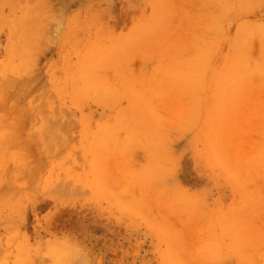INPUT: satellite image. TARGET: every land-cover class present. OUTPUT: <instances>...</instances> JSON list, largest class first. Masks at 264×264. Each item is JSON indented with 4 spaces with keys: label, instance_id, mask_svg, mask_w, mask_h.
Returning <instances> with one entry per match:
<instances>
[{
    "label": "rangeland",
    "instance_id": "rangeland-1",
    "mask_svg": "<svg viewBox=\"0 0 264 264\" xmlns=\"http://www.w3.org/2000/svg\"><path fill=\"white\" fill-rule=\"evenodd\" d=\"M22 1L0 0V264H264V0Z\"/></svg>",
    "mask_w": 264,
    "mask_h": 264
},
{
    "label": "bare ground",
    "instance_id": "bare-ground-1",
    "mask_svg": "<svg viewBox=\"0 0 264 264\" xmlns=\"http://www.w3.org/2000/svg\"><path fill=\"white\" fill-rule=\"evenodd\" d=\"M23 1H24V0H23ZM23 1H22V2H23ZM27 1H28V0H27ZM39 1H40V0H39ZM39 1L37 0V2H39ZM41 1H44V0H41ZM46 1H47V0H46ZM163 1H164V0H163ZM247 1H249V0H247ZM2 2H3V1H2ZM2 2H0V3H2ZM35 2H36V1H35ZM35 2H34V3H35ZM238 2H239V1H238ZM249 2H250V1H249ZM249 2H248V3H249ZM15 3H16V2H15ZM18 3H20V2H18ZM18 3H17V4H18ZM28 3H29V2H28ZM34 3H33V4H34ZM40 3H41V2H39V5H40ZM42 3H43V2H42ZM42 3H41V5H42ZM44 3H45V2H44ZM44 3H43V4H44ZM220 3H221V2H220ZM226 3H227V2H226ZM229 3H230V1H229ZM233 3H236V4H237V1H236V2H233ZM2 4H3V3H2ZM13 4H14V3H13ZM24 4H25V3H24ZM37 4H38V3H37ZM37 4H35V5L39 8V5H37ZM163 4H164V3H163ZM221 4L223 5V3H221ZM231 4H232V3H231ZM240 4H244V2H243V3H240ZM18 5H21V4H18ZM18 5H17V6L15 5V6L17 7V9H19V8H18ZM35 5H33V6L36 7ZM41 5H40V7H42ZM216 5H217V4H216ZM218 5H219V4H218ZM218 5H217V6H218ZM222 5H221V7H222ZM229 5H230V4H229ZM232 5H234V4H232ZM245 5H246V3H245ZM44 6H45V5H44ZM59 6H60V5H59ZM59 6H58V9L61 7V6H60V7H59ZM153 6H154V4H153ZM212 6H213V5H212ZM212 6H211V8H212ZM243 6H244V5H243ZM24 7H25V6H23V10L26 9V13H27L28 7H27V8H24ZM49 7H50V6H49ZM176 7H177V6H176ZM245 7H246V6H244V8H245ZM248 7H250V5H249ZM14 8H15V7H14ZM20 8H22V6H20ZM31 8H32V5L29 7V9H31ZM43 8H44V7H43ZM46 8H47V7H46ZM46 8H44V9H46ZM154 8H156V5L154 6ZM174 8H175V7H174ZM213 8H214V6H213ZM233 8H234V6L232 7V9H233ZM235 8H236V6H235ZM0 9L2 10L3 8H0ZM39 9H40V8H39ZM60 9H63V8H60ZM171 9H173V8H171ZM175 9L177 10L176 12H178V9H177V8H175ZM175 9H174V10H175ZM215 9H216V8H215ZM230 9H231V8H230ZM237 9H238V8H237ZM41 10H42V9H41ZM156 10H157V8H156ZM220 10H222V9H220ZM233 10H234V9H233ZM233 10H232V11H233ZM238 10H239V9H238ZM21 11H22V10H21ZM30 11H32V10H30ZM36 11H38V10L36 9V10L33 11V12L35 13ZM157 11H158V10H157ZM157 11H155V12H154L155 15H154V14H153V15H154V17L157 18V16H158V18H159V14L156 15V12H157ZM172 11H173V10H172ZM216 11H217V10H216ZM226 11H228V10H226ZM239 11H240V10H239ZM0 12H1V11H0ZM23 12H24V11H23ZM52 12H53V11H51V13H52ZM158 12H159V11H158ZM219 12H220V11L218 10V13H219ZM222 12H223V11H222ZM234 12H235V11H234ZM234 12H233V13H234ZM38 13L40 14V13H42V11H40V12L38 11ZM44 13H45V11H44ZM218 13H217V14H218ZM227 13H228V12H227ZM231 13H232V12H231ZM27 14L29 15V18H30L29 11H28ZM31 14H33V13H31ZM35 14H36V13H35ZM62 14H63V13H62ZM221 14H222V13H221ZM224 14H225V13H224ZM47 15H48V14H47ZM176 15H177V14H176ZM226 15H228V14H226ZM226 15L224 16V18L222 17V18H223L222 20L225 19ZM241 15H242V14H241ZM24 16H25V15H23V17H24ZM40 16L42 17L43 15H40ZM40 16L38 17V19L40 18L41 21L37 20V23H38V24H39L40 22H42V18H43V19L46 18V17H42V18H41ZM45 16H46V15H45ZM174 16H175V14H174ZM25 17H26V16H25ZM154 17H153V18H154ZM228 17H229V16H228ZM228 17H227V19H228ZM49 18H50V17H49ZM53 18H54V16H53ZM53 18H52V19H53ZM158 18H157V19H158ZM34 19H35V18H34ZM28 20H29V19H28ZM35 20H36V19H35ZM35 20L31 19V22H33V21H35ZM50 20H51V19H50ZM151 20L153 21V19H151ZM154 20H155V19H154ZM164 20H165V22L168 21V20H166V19H164ZM175 20H176V19H175ZM220 21H221V20H220ZM46 22H47V21H46ZM52 22L54 23V20H53ZM163 22H164V21H162V23H163ZM248 22H249V21H248ZM248 22H246V23L248 24ZM34 23H36V22H33L32 24L29 22V25H30V24H31V25H30L29 27H26V26H28V23H26V25H24L23 23L20 22V27H21V31H22V30H23V31H26V30H27L26 32H23V31H22V32H23L22 34L25 35V34L28 32L26 35L28 36V39L30 40V44L34 42V43H35L34 46L36 47V44H37V43L35 42V39H36V37H40V36H38V35H41V33L38 31L37 28H36V29H33V28H35V26H34L32 29H29V28L32 27V25H34ZM42 23H45V22H42ZM42 23H40V24H42ZM53 23H52V24H53ZM15 24L17 25V23H15ZM22 24H23V25H22ZM38 24H37V25H38ZM54 24H55V23H54ZM260 24H263V23H260ZM260 24H259V25H260ZM18 25H19V24H18ZM21 25H22V26H21ZM37 25H36V27H37ZM42 25H43V27H44V24H42ZM166 25H167V24H165V25H161V24H160V27L163 26V27H162L163 29H161L159 26H158V28H160V31H161V30H165L164 27H166ZM24 26H25V27H24ZM47 26H48V25H47ZM221 26H222V25H221ZM240 26H241V25H240ZM20 27H18V29H19ZM23 27H24V28H23ZM39 27H40V26H39ZM142 27H143V25H142ZM146 27H147V25H146V26L144 25V28H146ZM243 27H245V29H246V27L249 28L250 25H246V26H245V24H244ZM258 27H259V29H260V26H258ZM41 28H42V27H41ZM45 28H46V27H45ZM45 28H44V29H45ZM49 28H50V27H49ZM138 28H139V27H138ZM154 28H155V27H153V29H154ZM156 28H157V27H156ZM220 28H221V27H220ZM240 28H241V27H240ZM139 29L141 30V28H139ZM153 29H152V30H153ZM215 29H216V28H215ZM218 29H219V28H218ZM241 29H242V28H241ZM245 29L243 28V31L241 32L242 34H245V33H246V32L244 33V30H245ZM136 30H137V29H136ZM156 30H157V29L153 30V32L155 33ZM219 30H220V29H219ZM239 30H240V29H239ZM17 31H18V30H17ZM17 31H16V33H18L20 30H19L18 32H17ZM21 31H20V32H21ZM131 31H132V30H131ZM134 31H135V30H134ZM134 31H133V32H134ZM137 31H138V30H137ZM157 31H159V30H157ZM257 31H258V30H257ZM13 32H14V30H13ZM38 32H39V33H38ZM46 32H47V30H46ZM133 32H132V33H133ZM248 32H249V31H248ZM248 32L246 33L247 36H248ZM259 32H262V31L259 30ZM14 33H15V32H14ZM44 33H45V31H44ZM47 33H48V32H47ZM162 33L164 34L163 31H162ZM162 33H161V32H160V33L157 32V33H156V36H157L158 34L161 35ZM20 34H21V33H19L18 36L21 37V40H22V38H26V39H23V40H26V43H27L28 45H30V44L28 43L29 41H28V39H27V36H24V35L21 36L22 34H21V35H20ZM134 34H135V32H134ZM163 34L161 35L162 37H163ZM246 34H245V35H246ZM263 34H264V33H263ZM263 34H262V35H263ZM15 35H16V34H15ZM44 35H46V33L43 34V36H44ZM160 35H159V36H160ZM257 35H258V34H257ZM33 36L35 37V39H34ZM127 36H128V34H127ZM136 36H137V35H136ZM161 36H160V39H161ZM239 36H240V31H239ZM263 36H264V35H263ZM47 37H48V36H46V38H47ZM120 37H121V36H120ZM124 37H125V36H122V38H124ZM129 37H131V36L129 35ZM134 37H135V36H134ZM134 37H133V38H134ZM240 37H242V36H240ZM255 37H256V35H255ZM257 37H258V36H257ZM40 38H41V37H40ZM40 38H38V39H40ZM42 38H43V37H42ZM118 38H119V37H118ZM118 38H116V39H118ZM122 38H121V39H118V40H122ZM125 38H126V39H125ZM125 38H124V42H125V40H126L127 42H129L128 40L131 39V38H128V39H127V37H125ZM133 38H132V40H133ZM259 38H260V37H259ZM48 39H49V38H48ZM114 39H115V38H114ZM114 39H113V40H114ZM116 39H115V40H116ZM155 39H156V37H155ZM160 39H159V40H160ZM207 39H208V38H207ZM246 39H247V38H246ZM21 40L19 39L18 41H21ZM23 40H22V41H23ZM43 40L46 41L45 39H43ZM111 40H112V39H111ZM157 40H158V39H157ZM159 40H158V42H159ZM263 40H264V39H263ZM13 41H14V40H13ZM130 41H131V40H130ZM155 41H156V40H155ZM237 41H238V40H237ZM14 42H16V44H14V48H16V47H17L16 45H18V44H17V41H14ZM124 42H123V44H121L120 42H117L116 45L118 44L117 46H122V45H124V44L126 43V42H125V43H124ZM156 42H157V41H156ZM205 42H207V41H205ZM215 42H216V41H214L213 44H214ZM111 43H112V41H111ZM170 43H172V42H170ZM238 43H239V42H238ZM112 44H114V43H112ZM119 44H120V45H119ZM159 44H160V43H159ZM205 44H206V43H204L203 46H206ZM215 44H216V43H215ZM239 44H240V43H239ZM28 45H27V46H28ZM241 45H243V44H241ZM246 45H247V44H246ZM246 45H245L244 50L246 51V53H248V52H247L248 49H246V47H247ZM24 46H25V44H24ZM31 46H32V45H31ZM39 46H40V45H39ZM234 46L236 47V44H235V45L233 44V48H232V49L235 50L236 48H234ZM18 47H19V46H18ZM32 47H33V46H32ZM32 47H29V48H32ZM214 47H215V46H213V48H214ZM14 48H13V51H12L13 54H14V52H15V51H14ZM19 48H20V47H19ZM24 48H25V47H24ZM24 48H21V49L25 50L27 47H26L25 49H24ZM116 48H117V47H116ZM116 48H115V49H116ZM120 48H121V47H119V49H120ZM213 48H211V49H213ZM230 48H231V47H230ZM240 48H241V47H240ZM21 49L18 50V48H16V50H18V52H17V51H16V52H17L18 54H22V55H23V53L25 52V53H24V57H25V56H29L28 54L25 55V54L27 53V49H26L25 51H22ZM34 49H35V48H34ZM37 49H39V48H37ZM106 49H107V50H106ZM119 49H118V50H119ZM204 49H205V47L203 48V50H204ZM207 49H210V48H209V45H207V47H206L205 50H207ZM241 49H243V48H241ZM241 49L238 51V53L241 52L240 55L243 56V55L245 54V51H244V50H241ZM4 50H5V49H4ZM30 50H31V51H30ZM30 50H29V51L32 52V49H30ZM109 50H110V48H109ZM109 50H108V48H105V50L103 49V53H105V54L108 55V56H106V57L103 56L102 58H101V57H97V58L100 60L99 62H98L97 58H96V59L94 58V59H92L93 61H95L94 63H95V64H97V62H98L99 64H100V63H106L107 65H109V63L112 64V63H114V61L116 62V58L119 59L118 56H119L120 59H121V52H117V51H116L117 49H116L115 51H116L117 53H119L120 55H117V54L115 55V54H114V55H111V56H110L109 53H110L111 50H110V51H109ZM19 51H21V52H23V53H21V52H19ZM35 51H36V50H35ZM37 51H38V50H37ZM104 51H105V52H104ZM112 51H113V50H112ZM208 51H209V50H207V53L211 52L212 50L209 51V52H208ZM107 52H108V53H107ZM204 52H206V51H204ZM204 52H203V53H204ZM4 53H5V52H4ZM17 53H15V54L17 55ZM28 53H29V52H28ZM103 53H102V54H103ZM207 53H205V56L207 55ZM238 53L236 54L237 56L239 55ZM15 54H14V55H15ZM240 55H239V56H240ZM30 56H32V55H30ZM33 56H34V53H33ZM168 56H170V55L168 54ZM239 56H238V58H239V60H241ZM246 56H247V55H245V57H246ZM9 57H10V56H9ZM94 57H96V56H94ZM104 57H105V58H104ZM112 57H113V59H112ZM115 57H116V58H115ZM245 57L243 56V58H245ZM100 58H101V59H100ZM241 58H242V57H241ZM28 59H30V57H29V58L26 57L25 60H28ZM31 59H32V58H31ZM81 59H82V58H81ZM106 59H107V60H106ZM108 59L111 60V61L113 60V61H112V62H111V61L109 62ZM114 59H115V60H114ZM96 60H97V61H96ZM166 60H167V59H165V61H166ZM245 60H246V59H243V61H245ZM30 61H31V60H30ZM167 61H168V60H167ZM172 61H173V58H172ZM174 61H175V60H174ZM174 61H173V62H174ZM241 61H242V60H241ZM28 62H29V61H27V63H28ZM32 62H34V60H32ZM108 62H109V63H108ZM159 62H160V61H159ZM161 62H162V61H161ZM161 62H160V63H161ZM94 63L91 62L90 64H92V65H88L87 67H86V66H83V68L81 69V72L78 73V75H80V76H78L77 74H76L77 76H75V80H76V81H78V79L80 80L79 77H81V78H83V79L85 80V82H84V80H82V81H83L82 83H80V82H77V83H76V85L80 83V87H81V89L84 90V91H85V88L88 90L89 88H87V87L92 86V84H93L94 82H95L94 84H98L97 81H98L99 79H95V78H101L100 76H104L105 73H106V72H105L106 70H105V68H104V67H106V64H105V66L102 65V64H101L102 66L97 64V66L100 67V68H98L97 66H94ZM157 63H158V62H157ZM162 63H163V62H162ZM165 63H166V62H165ZM168 63H169V62H168ZM170 63H171V61H170ZM29 64H30V63H29ZM160 65H162V64H160ZM163 66H164V64H163ZM167 66H168V65H167ZM167 66H166V67H167ZM84 67L86 68V70L84 69ZM96 67H97V68H96ZM101 67H102V68H101ZM161 67H162V66H161ZM83 69H84V70H83ZM101 69H102V71H101ZM165 69H167V68H165ZM15 70H16V73H17V72H18L17 69H15ZM15 70H13V71L15 72ZM97 70H98V71H97ZM167 70H170V69L168 68ZM37 71H38V70H37ZM103 72H104V73H103ZM168 72H169V71H168ZM172 72H173V71H172ZM83 73H84V74H83ZM92 73H93V74H92ZM95 73H98V76H97V74H96V76H93ZM99 73H100V75H99ZM101 73H102V75H101ZM149 73H150V72H149ZM159 73H160V72H159ZM14 74H15V73H14ZM81 74H83V76H85V75H86V76H85V77H82ZM107 74H108V73H107ZM117 74H118V73H117ZM120 74H121V73H120ZM35 75H36V74H35ZM156 75H157V74H156ZM171 75H174V73H173V74L171 73ZM118 76H119V75H118ZM148 76H150V75H148ZM148 76H147V77H148ZM154 76H155V75H154ZM90 77H91L92 79H90ZM14 78H15V77H14ZM76 78H78V79H76ZM87 78H88V80H87ZM114 78H117V76L114 77ZM114 78H113V79H114ZM121 78H122V77H121ZM158 79H159V78H158ZM160 79H161V77H160ZM160 79H159V80H160ZM12 80H14V79H11V81H12ZM17 80H18V79L14 80V85H16V86H17V84L19 83V82L17 83ZM21 80H24V79H21ZM75 80L72 79V83H73V81H74V83H75V82H76ZM147 80H149V79H147ZM154 80H155V79H154ZM2 81H3V79H2ZM15 81H16V82H15ZM88 81H89V83H88ZM112 81H113V80H112ZM114 81H116V80H114ZM12 82H13V81H12ZM98 82L100 83L101 81H98ZM117 82H118V80H117ZM120 82H121V80H120ZM154 82H155V81H154ZM162 82H163V81H162ZM5 83H6V82H5ZM16 83H17V84H16ZM90 83H91V84H90ZM156 83H157V82H156ZM2 84H4V83H2ZM2 84H0V85L2 86ZM12 84H13V83H12ZM28 84H29V85H28ZM28 84H27V85H28V88H29V86L31 87V84H30V83H28ZM82 84H83V85H82ZM86 84L89 85V86H87ZM104 84H105V83H104ZM141 84H142V83H141ZM14 85H13V86H14ZM24 85H25V82L23 83V88H24L25 86H27V85H25V86H24ZM142 85H143V84H142ZM158 85H159V84H158ZM1 86H0V87H1ZM18 86H19V84H18ZM73 86H74V85H73ZM77 86H78V85H77ZM83 86H86V87L83 88ZM149 86H150V85H149ZM151 86H153V85H151ZM20 87H21V86H20ZM116 87H117V86H116ZM118 87H119V86H118ZM144 87H146V86H144ZM182 87H183V85H182ZM13 88H16V87H13ZM28 88H27V89H28ZM119 88H120V87H119ZM125 88H127V87H123V89H125ZM150 88H151V87H150ZM185 88H186V87H185ZM29 89H31V88H29ZM81 89H80V90H81ZM151 89H152V88H151ZM74 90H75V89H74ZM80 90H79V92H80ZM118 90H119V89H118ZM129 90H130V89H129ZM129 90H128V91H129ZM148 90H149V88H148ZM75 91H76V90H75ZM77 91H78V90H77ZM77 91H76V93H77ZM109 91H111V90H109ZM124 91H125V90H124ZM132 91H133V93H136L134 90H132ZM145 91H146V89H145ZM107 92H108V91H107ZM125 92H126V91H125ZM130 92H131V91H130ZM84 93H85V92H84ZM144 93H145V92H144ZM79 94H80V93H79ZM19 95H20V94H19ZM140 99H142V101L144 100V98H139V99H138V102H139ZM144 101H145V100H144ZM144 101H143V102H144ZM12 102H13V101H12ZM141 103H142V102H141ZM141 103H140V104H141ZM147 103H148V104H147ZM21 104H22V103H21ZM143 104H144V103H143ZM146 104L149 105L150 102H147V101H146V103L144 104V106H145ZM147 105H146V106H147ZM152 105H153V104H152ZM188 105H190V104H188ZM17 106H18V104H17ZM105 106H106V105H105ZM139 106H142V104L139 105ZM160 106H161V105H160ZM174 106H175V105H174ZM174 106H171V107H174ZM150 107L152 108V106H150ZM158 107H159V106H158ZM162 107H163V110H164V106H162ZM230 107H231V106H230ZM12 108H13V107H12ZM143 108H144V109L146 108V110H148L147 107H143ZM148 108H149V106H148ZM151 108H149V110H151ZM160 108H161V107H160ZM160 108H159V109H160ZM146 110H145L146 113H149L150 115H152L149 111L147 112ZM153 110H154V109H153ZM166 110H167V109H166ZM171 111H172V110H171ZM145 112H144V113H145ZM160 113H163V111L160 110ZM168 113H169V112H168ZM170 113H171V112H170ZM120 114H121V112H120ZM149 114H148V115L146 114L145 116H147V118H149V117H148V116H150ZM165 114H167V113L165 112ZM175 114H176V113H175ZM187 114H188V113H187ZM117 115H118V114H117ZM172 115H173V114H171V117H172ZM158 116H159V115H158ZM167 116H168V115H167ZM176 116H177V115H174V117H176ZM124 117H125V116H124ZM162 117H163V115H162ZM174 117H173L172 119H175ZM166 118H168V117H166ZM169 118H170V117H169ZM118 120H119V119H118ZM120 120H121V119H120ZM123 120H124V119H123ZM149 120H150V118H149ZM149 120H148V121H149ZM126 121H127V120H126ZM117 123H118V122H117ZM149 123H150V122H149ZM159 123H160V122H159ZM135 124H136V122H135ZM145 124H146V122H145ZM28 130H29V129H28ZM30 131H31L30 135H32V134H33V133H32L33 131L30 129L28 132H30ZM49 132H50V131H49ZM50 133H51V132H50ZM51 134H52V133H51ZM49 135H50V134H49ZM31 138H32V136H31ZM48 139H49V138H48ZM33 140H35V139H33ZM47 141H48V140H47ZM49 142H50V141H49ZM207 142H208V141H207ZM52 143H53V142H52ZM52 143H51V144H52ZM48 144H49V143H48ZM53 144H54V143H53ZM208 144H209V142H208ZM207 146H208V145H207ZM221 148H222V145H221V143H219V145H218V147H217L216 149H220V150H221ZM213 149H214V150H212L213 153H214L215 155H217L216 150H215V147H214ZM102 150H103V149H102ZM0 152H2V151H0ZM219 152H220V151H219ZM92 153H93V152H91V156L94 154V153H93V154H92ZM98 153H99V152H98ZM111 153H112V152H111ZM111 153H110V154H111ZM0 154H1V153H0ZM7 154H8V153H7ZM7 154L5 153L6 157H7V156L9 157V155H7ZM96 154H97V153H96ZM115 154H116V153H115ZM222 154H223V152H222ZM96 156H97V155H96ZM98 156H99V155H98ZM93 157H94V156H93ZM118 157H119V156H118ZM0 158H1V157H0ZM3 158H4V157H3ZM95 158H96V157H95ZM120 158H121V157H120ZM128 158H129V157H128ZM112 159H115V158H112ZM0 160H1V159H0ZM4 160H5V159H4ZM115 160L117 161V159H115ZM4 162H5V161H4ZM113 162H114V160H113ZM119 162H120V160H119ZM217 162H218L219 164L222 163V162H220V161H218V160H217ZM2 163H3V162H2ZM224 164H225V163H224ZM224 164L222 163L221 165L224 166ZM0 165H1V164H0ZM2 165H3V164H2ZM2 165H1V166H2ZM39 165H40V164H39ZM5 166H6V164H5ZM15 166H16V165H15ZM34 166H35V165H34ZM39 167L41 168L42 165H40ZM152 167H153V166H152ZM0 168H1V167H0ZM6 168H8V167L6 166ZM9 168H10V169H9ZM9 168H8V169L10 170V172L13 171V170H11V167H9ZM50 168H51V167H50ZM53 168H54V167H53ZM53 168H51V169H53ZM109 168H110V167H109ZM262 168L264 169V166H263ZM2 169H3V168H2ZM57 169H58V167H57ZM118 169H119V168H117V170H118ZM157 169H158V168H157ZM0 170H1V169H0ZM3 170H4V169H3ZM3 170H2V171H3ZM5 170H6V169H5ZM5 170H4V171H5ZM9 170H8V171L6 170V171L8 172V175H9V173H10ZM14 170H15V169H14ZM115 170H116V169H115ZM158 170H159V169H158ZM55 171H57V170L55 169ZM142 171H143V170H142ZM160 171H161V170H160ZM0 172H1V171H0ZM15 172H16V171H15ZM51 172H52V170H51ZM57 172H58V171H57ZM123 172H125V171H123ZM2 173H3V172H2ZM54 173H55V172H54V170H53V175H54ZM143 173H144V171H143ZM5 174H6V173H5ZM5 174H4V175H5ZM122 174H124V173H122ZM154 174L156 175V173H154ZM154 174H152V175H154ZM0 175H2V174L0 173ZM4 175H3V177H4ZM11 175H12V172H11ZM49 175H51V174L49 173ZM53 175H52V176H53ZM56 175H59V174H55V177H56ZM114 175H115V174H114ZM114 175H113V176H114ZM157 175H158V174H157ZM161 175H162V174H161ZM12 176H13V175H12ZM44 176H45V175H44ZM61 176H62V175H61ZM158 176H160V175H158ZM158 176H157V178H158ZM7 177H8V176H7ZM7 177H4V178H7ZM65 177H66V176H65ZM124 177H125V176H123V178H124ZM152 177H153V176H152ZM53 178H54V177H53ZM57 178H59V177H57ZM57 178H56V179H57ZM60 178H61V177H60ZM62 178H63V177H62ZM62 178H61V179H62ZM78 178H79V176H78ZM78 178H77V179H78ZM97 178H98V177H97ZM10 179H13V178H10ZM47 179H48V178H47ZM47 179H46V180H47ZM63 179H64V178H63ZM63 179H62V183H64V182H63ZM118 179H119V178H118ZM121 179H122V178H121ZM8 180H9V179H8ZM46 180H45V178H44L43 181H46ZM79 180H80V179H79ZM98 180H99V179H98ZM49 181H52V180H49ZM59 181H60V180H59ZM64 181H65V180H64ZM73 181H75V180H73ZM5 182H7V179L5 180ZM55 182H56V181H55V179H54V182H53V183L51 182V183H52V184H55ZM57 182H58V181H57ZM76 182H77V180H76ZM79 182L82 183L81 180H80ZM109 182H110V181H109ZM115 182H116V181H115ZM148 182H149V181H148ZM13 183H14V181H13ZM17 183H18V182H17ZM44 183H45V185H46V184L48 185L47 181L44 182ZM44 183L42 182V185H43ZM62 183H61V185H63ZM95 183H96V181H95ZM18 184H19V183H18ZM65 184H68V183L66 182ZM69 184H70V182H69ZM42 185H41V186H42ZM45 185H44V186H45ZM47 185H46V186H47ZM58 185H60V184H58ZM61 185H60V186H61ZM44 186L42 187V189H43V188H44V189H43V190L41 189L42 191L45 190V187H44ZM66 186L68 187L69 185H66ZM79 186H80V184H79ZM51 187L53 188V185H51ZM51 187H50V188H51ZM64 187H65V186H64ZM64 187H63V189H64ZM69 187L71 188L72 186L70 185ZM69 187H68V188H69ZM80 187H82V186H80ZM80 187H79V188H80ZM159 187H160V186H159ZM54 188H55V187H54ZM178 188H179V187H178ZM84 189H85V188H83V190H84ZM46 190H47V191H48V190L50 191V189H47V188H46ZM51 190H53V189H51ZM54 190H55V189H54ZM70 190H71V189H70ZM83 190H81V191H83ZM47 191H46V194H47ZM55 191H56V190H55ZM55 191H52V192H55ZM58 191H59V190H58ZM66 191H67V190H66ZM79 191H80V190H79ZM139 191H140V190H139ZM40 192H41V191H40ZM50 192H51V191H50ZM62 192H65V190L62 191ZM127 192H129V191H127ZM177 192H178V190H177ZM41 193H42V192H41ZM41 193H39V194H41ZM43 193H44V194H42V196L45 195V192H43ZM65 193H66V192H65ZM129 193H130V192H129ZM140 193H141V192H140ZM142 193H143V192H142ZM142 193H141V195H142ZM179 193H180V192H179ZM51 194L53 195L54 193H51ZM147 194H148V193H147ZM157 194H158V193H157ZM48 195H50L49 192H48ZM130 195H131V193H130ZM178 195H180V194H178ZM56 196H57V195H56ZM181 197H182V195H181ZM181 197H180V198H181ZM119 198H120V197H119ZM126 198H127V197H126ZM128 199H129V198H128ZM142 199H143V198H142ZM153 199H154V198H153ZM120 200H121V199H120ZM137 200H138V199H137ZM144 200L146 201L147 199L144 198ZM190 200H191V199H190ZM138 201H139V200H138ZM151 201H152V200H151ZM178 201H179V200H178ZM191 201H192V200H191ZM195 201H196V200H195ZM139 202H140V201H139ZM148 202H149V201H148ZM154 202H155V201H154ZM189 202H190V201H189ZM189 202H187V203H189ZM192 202H193V201H192ZM196 202H198V201H196ZM136 203H137V201H136ZM182 203H183V202H182ZM137 204H138V203H137ZM137 204H136L135 206H137ZM143 204H144V203H143ZM168 204H169V203H168ZM170 204H171V203H170ZM190 204H191V203H190ZM173 205H174V204H173ZM176 205H177V203H176ZM185 205H186V203H185ZM147 206H148V205H147ZM147 206H146V207H147ZM153 206H154V205H153ZM159 206H160V205H159ZM180 206H181V205H180ZM148 207H149V206H148ZM183 207H184V206H183ZM187 207H188V206H187ZM134 208H135V207H134ZM188 208H189V207H188ZM188 208H186V209L188 210ZM190 208H191V207H190ZM144 209H145V208H144ZM149 209H150V208H149ZM137 211H138V210H137ZM172 211H173V210H172ZM179 211H180V210H179ZM145 212H146V211H145ZM150 212H151V211H150ZM156 212H157V211H156ZM199 212H200V211H199ZM146 213H147V212H146ZM135 214H136V212H135ZM140 214H141V213H140ZM155 214H156V213H155ZM195 214H196V213H195ZM202 214H203V213H202ZM167 215H168V214H167ZM196 215H197V214H196ZM200 215H201V214H200ZM206 215H207V214H206ZM159 216H161V215H159ZM163 216H164V215H163ZM188 216H189V215H188ZM192 216H193V215H192ZM192 216L190 215L191 218H192ZM179 217H180V216H179ZM190 217H189V219H190ZM197 217H198V216H197ZM206 217H207V216H206ZM199 218H200V216H199ZM201 218H202V217H201ZM186 219H187V218H186ZM186 219H185V220H186ZM195 219H196V218H195ZM153 220H154V219H153ZM161 220H162V219H161ZM168 220H169V219H168ZM190 220H191V219H190ZM188 222H189V221H188ZM159 223H160V222H159ZM163 223H164V222H163ZM168 223H169V222H168ZM194 224H195V223H194ZM162 225H163V224H162ZM196 225H197V227H198V224H196ZM194 226H195V225H194ZM174 227H175V226H174ZM167 228H168V226H167ZM174 229H175V228H174ZM239 229H240V228H239ZM195 230H197V228H196ZM164 231H165V230H164ZM239 231H241V229H240ZM177 234H178V233H177ZM195 234L197 235V233H195ZM199 234H200V233H199ZM199 234H198V235H199ZM198 235H197V236H198ZM200 235H201V234H200ZM207 236H208V235H207ZM207 236L205 235V238H207ZM236 236H239V235L236 233ZM203 237H204V235H203ZM203 237H201V238H202V239H205V238H203ZM239 237H240V236H239ZM239 237H238V238H239ZM172 238H173V237H172ZM240 238H241V237H240ZM242 238H243V237H242ZM170 239H171V238H170ZM178 239H179V238H178ZM180 240H181V239H180ZM178 247H179V246H178ZM185 247H186V246H185ZM62 255H63V254H62ZM54 257H56L54 263H55L56 260H57L58 263L56 262L55 264H59V261H60V260H58V257H57V256H54ZM61 257H62V256H61ZM59 258H60V256H59ZM175 258H176V257H175ZM42 260H43V259H42ZM60 263H63V260H61ZM63 264H64V263H63ZM182 264H183V263H182Z\"/></svg>",
    "mask_w": 264,
    "mask_h": 264
}]
</instances>
